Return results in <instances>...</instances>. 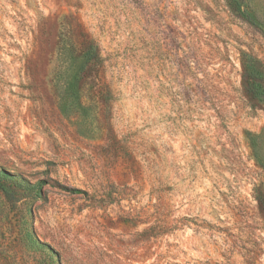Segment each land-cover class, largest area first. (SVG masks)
Masks as SVG:
<instances>
[{"label":"rangeland","instance_id":"1","mask_svg":"<svg viewBox=\"0 0 264 264\" xmlns=\"http://www.w3.org/2000/svg\"><path fill=\"white\" fill-rule=\"evenodd\" d=\"M248 1L254 24L228 0H0V264H264ZM90 44L102 79L76 87Z\"/></svg>","mask_w":264,"mask_h":264},{"label":"trees","instance_id":"2","mask_svg":"<svg viewBox=\"0 0 264 264\" xmlns=\"http://www.w3.org/2000/svg\"><path fill=\"white\" fill-rule=\"evenodd\" d=\"M232 3L234 9L239 13L241 18L254 24L257 19L253 13L251 5L248 0H228ZM77 65L74 72L70 75V84L76 83L78 87L79 82L94 79L101 81V70L103 59L99 50L93 44H90L88 48L76 55ZM241 66H242V84L248 100L252 107H260L264 109V62L257 56L242 51L241 53ZM103 84V83H102ZM77 88H75L76 90ZM78 90V89H77ZM109 90L103 88L101 91V97L108 99ZM16 176L11 175L5 171H0V188L10 199L8 189L5 187L7 180H15ZM44 181H39L31 185L30 190L34 192L36 196L42 193V184ZM80 190H78L79 192ZM264 200L260 199V202Z\"/></svg>","mask_w":264,"mask_h":264}]
</instances>
